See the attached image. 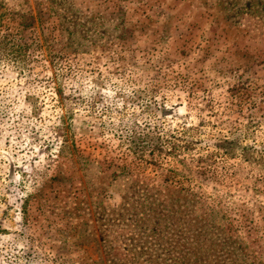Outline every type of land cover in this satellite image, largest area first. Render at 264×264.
Returning a JSON list of instances; mask_svg holds the SVG:
<instances>
[{
    "label": "rangeland",
    "instance_id": "374dc122",
    "mask_svg": "<svg viewBox=\"0 0 264 264\" xmlns=\"http://www.w3.org/2000/svg\"><path fill=\"white\" fill-rule=\"evenodd\" d=\"M219 229L264 264V0H0V264H176Z\"/></svg>",
    "mask_w": 264,
    "mask_h": 264
},
{
    "label": "trees",
    "instance_id": "16d2710c",
    "mask_svg": "<svg viewBox=\"0 0 264 264\" xmlns=\"http://www.w3.org/2000/svg\"><path fill=\"white\" fill-rule=\"evenodd\" d=\"M140 147H143L141 144ZM220 229L217 231L219 232L220 238L218 240H214V242H207L204 245V252H200L201 248L197 246L191 250L190 254H187V257H179V261L182 262L185 260V264H240L238 260L240 259L236 253L241 246L239 245L238 248H234L233 246L237 243L232 241L231 238H228L225 234H220ZM209 244L210 246H207ZM219 246V247H217ZM198 249V252L195 250ZM214 249L212 254L206 253L208 250ZM175 261V259H171ZM178 260L175 261L178 264ZM172 264V263H171Z\"/></svg>",
    "mask_w": 264,
    "mask_h": 264
}]
</instances>
